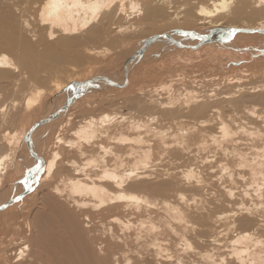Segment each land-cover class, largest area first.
<instances>
[{"label": "bare ground", "instance_id": "6f19581e", "mask_svg": "<svg viewBox=\"0 0 264 264\" xmlns=\"http://www.w3.org/2000/svg\"><path fill=\"white\" fill-rule=\"evenodd\" d=\"M251 18L256 21L248 24L246 20ZM238 21L242 24L236 25ZM163 25L178 28L180 25L182 29L174 27L177 30L166 32L169 27L162 28ZM215 28L223 30L224 34L215 31L212 38L224 39L227 35L232 38V34L234 37L264 35V0H0V132L5 133L0 136V150L8 147L10 132L4 128L14 122L19 107L26 102V106L32 108L45 90H50L43 86L63 78L64 66L72 65L71 62L80 65L84 59L93 60L110 52L112 48H106L108 45H125L133 36L145 37L140 46L147 47L142 59L153 46L162 44L160 40L167 41V45L169 42L176 51L194 54L201 48L222 44L195 47ZM162 29H166L165 32H156ZM156 35H166L169 40L157 38L150 42ZM180 35L190 41L184 43ZM98 43L106 47H99ZM105 75L96 74L116 82ZM229 82L234 84L235 91L220 95L206 92L209 96L204 93L205 96L184 90L187 95L183 98L176 94L164 100L151 96L142 100L145 96H135L142 100L132 98L138 101L136 106L150 112L140 120L116 110L95 116L85 109L86 112L82 111L85 115L94 116L85 117L81 113L85 118L77 124L75 111L71 113L69 109L76 106L79 98L67 109L63 106L75 88L69 86L79 82L67 81L62 87L54 86L53 101L64 98L65 101L52 102L55 108L40 121L51 120L53 115L56 119L37 126L21 142V146H25L23 154L32 161L21 162L23 171L18 169L21 166L12 165L19 174L10 182L12 194L0 202V206L9 200L15 202L3 210L5 212L22 200L16 197L33 186L22 185L26 180L29 184V178L33 177L31 168L36 165L40 180L23 199L32 198L33 208L30 214L20 216L30 221L28 231L32 230L35 236L32 235V241L28 237L16 247L12 242L3 244L0 264H264V84L248 87L246 91L238 78ZM86 102V106L96 105ZM109 104L105 106L109 108ZM223 107H230L249 129L242 123L236 124L235 120L227 122L229 119L225 120L222 115ZM238 108L243 110L242 115L236 111ZM168 117L173 126L159 128V121ZM183 118L190 119L191 124L179 122ZM54 125L66 128L70 138L67 135L54 137L59 150H53L44 161L34 159L32 154L40 156L31 146L36 132ZM124 126L131 135L122 132ZM114 128L118 129L113 132ZM44 132L46 135L47 131ZM148 134L154 138L149 140ZM241 135L247 149H237L242 143V139L237 141ZM195 138L201 140L195 142ZM200 151L206 153V157H200L197 164ZM64 153L69 155L66 162L62 158ZM7 157L0 155V177L5 172L3 165ZM167 159H183L188 166L178 171L167 167L159 170L160 163ZM215 165L218 170L214 169ZM61 170L68 176L62 177L67 173L60 176ZM207 170L208 173H204ZM26 171L29 177L18 183ZM240 182L245 183L243 187H238ZM217 186L226 199L233 200L235 191L240 190L243 199L252 202L254 196L258 206L251 204L249 206H254L251 208L241 201L235 209L218 214L210 208L197 207L198 200L203 195H212L211 190ZM185 191L191 193L189 200ZM226 219L230 220L227 224ZM92 222H96L100 230L95 227L93 230ZM230 230L236 233L234 237L226 241L218 239L220 235L227 236ZM97 235L102 237L95 241ZM170 235L177 240L171 242ZM110 246L117 251L109 253Z\"/></svg>", "mask_w": 264, "mask_h": 264}, {"label": "rangeland", "instance_id": "374dc122", "mask_svg": "<svg viewBox=\"0 0 264 264\" xmlns=\"http://www.w3.org/2000/svg\"><path fill=\"white\" fill-rule=\"evenodd\" d=\"M176 3L179 4L180 2H176ZM191 5H192V3H191ZM174 6H176V4ZM255 21H256V19H254V18L246 20V22H248V24H253V23H255ZM240 24H242V21L236 22V25H240ZM161 27L163 28L164 25ZM166 27L168 28L169 26L165 25L164 28H166ZM174 27L175 28L177 27V29H179V28L182 29L180 27V25H179V28L177 25H175V26L169 27L168 28L169 30L168 29L167 30L162 29V30H159L156 32H165V30H166V32H171L172 30H177ZM158 28H160V26ZM156 29H157V27H156ZM148 34L150 35V33H148ZM180 36H181L180 37L181 40L184 43L190 41V39L188 37L182 36V35H180ZM133 37H135V38H133ZM133 37H131V39L129 41H127V43H125V45L124 44L123 45H117L116 44L114 46V44L113 45L110 44V45H108L109 47L108 46L106 47L105 44H108L107 42L106 43L104 42L105 44H102L103 42L98 43L99 47H106L109 49L112 48V50L108 53L106 52V53L100 54L99 56H97L98 59H97V57L93 58V60L84 59V61L83 60L81 61L82 63H80V65L75 64L74 62H71V56H70L69 57V63L71 62L72 65L69 64L68 67L64 66V68L66 70V74L63 76V78H60L59 80L55 79L54 84L47 83L50 86L47 84L45 86L42 85L43 88L47 87V88H50V90H45V92L43 94L44 96L42 95V97L36 102V104L32 108H28L26 106V102H25V105L19 107L20 111H19L18 115H16L14 117V120H13L14 122L10 123L8 127L4 128L8 132H10V136H9V141L7 143L8 144L7 149L5 151L0 150V155H2V154L8 155V157L4 161V165H3L5 172L0 177V196H1L0 202H2V200L4 201V198L6 199L7 197H9V194L11 193V192H9L10 182L12 180L13 181L16 180L15 179V178H17L16 175L19 174L20 169H21V171H23L22 170L23 165L21 164V162L25 161V160H31V158L29 156L23 154L25 152V146H23V147L21 146V142H24L26 137L29 135V129L34 124L39 122L40 119L48 116L52 112V109L55 108L54 104L52 105V102L55 103V102L61 101L60 103H62L63 101H65V98L61 99V100L53 101L56 97V96H54L56 94H55L53 87L56 85H60L62 87V84L64 86L67 81L81 82L85 79L92 78L93 76H96V74L97 75H105V73L107 74L105 76H109L111 78H114L117 83H119V84L124 83L123 68H122L123 67V61L127 55H129L133 52L139 51V48H140V46L143 43L144 38H145V37H139V36H133ZM136 43H138V44H136ZM159 43H162V44L159 46H153V48H151L149 50L148 53L150 55L148 53L146 54L147 59L148 58L149 59L154 58V59H152V60L148 59L147 60L146 57H143V59L141 57H139L136 60H132L129 63V65H128L129 85L127 87H125L124 89H118V90H115V88H111L110 90L105 89V90H101L102 92H99V94H98L97 90H93V92H89L90 95L89 94H88V96L84 95L81 98H79L76 106L74 105L73 107H71L69 109V111L71 113L73 111H75L73 113V114H75L74 117H76V115L78 117V118L76 117L74 119L75 124H77L76 122H80L85 117L94 116V115L97 116L103 112L112 113V110H113V112L116 110L115 111L116 113H119V114L121 113L122 115H125L126 117H128V115L131 116V114H132L131 118L133 117L135 120H140V118L143 119V118H145L146 115H149L150 112H149V110L145 111L146 109L139 108L136 105H137L138 101L141 100L138 98H142L144 96L145 97L142 98V100H147L146 97L148 98L150 96L156 100L159 99L160 97L162 98V100H164L165 98L169 97L171 94H172V96L177 95V96L183 98L185 95H187V92H186V94H184L185 93L184 90L188 91V92L190 90V92H195V93L197 91V93H199V95H201L202 93L203 94L205 93L206 95L208 93L220 95L219 93L224 94L227 92H234L235 88L234 89L232 88L234 86V84L232 82H229V81L233 80V82H234L237 78L239 79V81H241L240 83L243 86H245L246 91L248 89H250L248 87H253V86L260 85V84L261 85L264 84V59H263L264 58V35H251V34H244L243 35L242 34L238 37H233V39L231 41L224 42L222 44H218V45H214V46L210 45L209 46L210 48L208 46L206 48H201L198 52H196L194 54H193V52L192 53H186V52L176 51L172 48L173 46H171L169 42L167 45V41L165 42L164 40H160ZM162 45H163V48L161 49L160 47H162ZM94 46H95V44H94ZM116 46L118 47L117 50H116V48H117ZM114 47H116V48H114ZM113 49H115L114 52H113ZM125 49H126V51H125ZM133 49L134 50L136 49V50L134 51ZM169 49H171V51H169ZM154 51H155V53H151ZM117 53H119V54H117ZM107 54H110V55H107ZM152 55H155V56L150 57ZM254 55L256 57L259 56L261 58L255 57L256 59H258V60H256L254 58ZM105 57H107V58H105ZM134 63H136V64L132 65ZM76 65H77V67H76ZM129 67H130V69H129ZM129 71H131V72H129ZM175 74L178 76H176ZM168 75H170V76H168ZM172 75H174L175 77L174 76L172 77ZM121 77L123 79H120ZM121 80H123V81H121ZM40 86L41 85H38L37 87L41 88L42 86L41 87ZM211 91L213 93H211ZM206 92H208V93H206ZM70 93H71V91H69V94ZM182 94H184V95H182ZM141 95H143V96L141 97ZM204 95H202V96H204ZM52 96L54 98H52ZM135 96L136 97L138 96V98H136ZM207 96H209V95H207ZM70 97H71V94L69 95V99H70ZM132 98L136 99V100L138 99L137 103L135 102L136 100H133ZM113 99H115V100H113ZM86 100L89 103L95 102L96 105L97 104L98 105L97 106L96 105L95 106L94 105L86 106L85 105V103H87ZM121 100L122 101L124 100L123 101L124 106L120 105V104H122ZM112 101L114 104L116 103V105H114L113 103L111 104ZM117 101L118 102L120 101L119 104H117L118 103ZM133 101L135 102V104L133 103ZM106 103L107 104L110 103L112 108L110 107V104H109L110 109L108 107H106V106H108ZM132 103H133V105H132ZM129 104H131V106ZM91 106H92V108H91ZM95 107L99 108L100 112H99V109H96ZM137 107L139 109H137ZM89 108L91 109V111ZM85 109H86V111H88L87 112L88 114L93 113L94 115L93 114L92 115L91 114L85 115V113H84V112H86V111H84ZM93 109L95 111H93ZM118 109H120V110L122 109V110L119 112ZM136 109L140 110V112L136 111ZM223 109H222L223 117L225 118V120L229 119L227 122L230 121V123H233V120H235L236 124L242 123L245 125V123L243 121L238 120L239 117H236L232 113V109L230 107H228V108L223 107ZM101 110H105V111H101ZM82 111H84V112H82ZM236 111L239 112V115L243 114V110L241 108L236 109ZM45 113H46V115H45ZM81 113L84 114L85 117ZM78 115H81L82 118H80V116H78ZM194 117L195 116H192V117L188 116V118H192V119ZM188 118H183V120L180 119L181 121L179 120V122H182L184 125L191 124V120ZM199 118H200V116L195 117V119H199ZM60 121H63V119ZM124 125H127V124H124ZM157 125L159 128L161 126L165 128V127H168V125L173 126V121L170 117H168V118H165L164 120H160L159 124H157ZM157 125L154 127H157ZM126 127L127 126L122 127V132L125 134L127 132L128 135H131L128 133V130L125 129ZM245 127L247 129H249L248 126L245 125ZM49 128H50V130H49ZM54 129H57L56 130L57 132ZM63 129H65V130H63ZM63 129H61V127L60 128L57 126L55 127V125H54L52 127L51 126L47 127L46 130L41 128L37 131L38 133L36 132V136H35L36 138L34 140L35 142L33 145L31 144V146H33V148L38 152V154L40 155L39 158H41V160L44 161L46 159L45 157H47V156L49 157L50 153L53 150H55V151L59 150L58 144L55 143L56 138L58 136L66 137V135H67V138H70L68 130L66 128H63ZM117 129L118 128H116V129L114 128L112 131L115 132ZM51 130L53 131V133ZM59 130H61V131L59 132ZM42 131L44 134L42 133ZM44 131H47L46 135H45L46 132H44ZM62 131H63V134H62ZM66 132H68V133H66ZM3 133L4 132L1 131L0 136H2ZM39 133L43 137L38 135ZM49 133L52 134L51 137H50ZM37 135L41 138L38 139L39 137ZM21 137H23L22 138L23 140L20 139ZM54 137H56V138H54ZM148 138H149V140H152L154 137L152 136V134H150V135L148 134ZM239 139H242V143H240L238 145L237 149H239V150L247 149V148H245L246 142H244L242 135L238 136L237 141ZM36 140L37 141L39 140L38 141L39 143ZM41 140L43 141L42 143H41ZM199 140H201V139L195 138V142L199 141ZM204 140H206V139H204ZM104 144L107 145L109 143L104 142ZM22 145H23V143H22ZM89 150L92 151V149H89ZM63 155H64V157H62L63 161L66 162V160L69 159V155L67 153H64ZM200 157H202V158L206 157V153L200 151L199 159L196 162L197 164H199V162L201 160ZM77 160L79 162H81L80 159L77 158ZM171 160H173L174 162L170 161L169 159L163 161V163L161 162L160 163L161 166H159V168L160 167L161 168L159 170H162V171L166 170L165 168L167 167V169H169V168H171V170L177 169L176 171H178V170L185 169L188 166V164H184L183 159H179L178 161H176L174 159H171ZM168 161H170V163ZM175 161L178 163H176ZM18 162L20 163V165ZM172 163H174V164H172ZM13 164H14V167H15V165L21 166V167H18L19 171H17L18 169L16 171L13 170L14 169V167L12 166ZM168 165H170V167H168ZM175 166H176V168H175ZM217 167L215 165L214 169L218 170ZM63 173H67V172H64V170H61L60 176H62ZM204 173H208V170ZM63 175L64 176H62V177H66V176H68V173L63 174ZM30 176H31V174H30ZM29 180H30L29 184H26L28 182V180H26L27 182L24 183L22 186L28 188L29 186L34 184V182H33L34 176L30 177ZM244 184L245 183L242 184V182H240L238 184V187H240V186L243 187ZM224 185L228 186L229 184L225 183ZM217 187H213L214 190L213 189L211 190L212 195H211V193H209L208 195H203L202 197H204L205 199L201 197L200 200H198L199 204L197 203V207L201 206L200 208H202V207L203 208H210L215 214L216 213L218 214L220 212H225L227 210L229 211V210L235 209V207L241 201H243L244 204H246V206H248V207H251V206H249L251 204H256V206H258V201L254 200L255 199L254 196H252L251 199L253 201L251 202L249 199H245V198L243 199V197L241 196L240 190H236L235 191L236 193L234 195L233 200H230L228 198L226 199V196H223L224 193L222 192L223 190L221 189V187H218L219 189ZM20 188H21V186H20ZM5 193H7L6 194L7 196L4 195ZM29 193L30 192H28L26 195H28ZM184 193L186 195V198H188V200H189L191 198V196H190L191 193H189L187 191H185ZM213 194H214V196H213ZM210 196H211V198H210ZM27 198L28 197L25 198L26 200H23L24 199V196H23L22 200H19V202L17 204H15V206L7 209L5 212H3V211L0 212V247L3 244L8 243V242H10V243L12 242L11 245L13 246V244H14V247H16V246H18V244H21V242L23 243L28 237L31 238V239H29V238L28 239L32 241V239H33L32 235L35 236L32 230L28 231L30 229V221L22 220V218L20 219V216H24V215H26V213L30 214L32 211L34 201L32 200V198H29V200ZM233 201H234V204H233ZM210 202H211V204H210ZM252 207H254V206L252 205ZM21 213H23V214H21ZM73 213L76 214L75 212H73ZM80 221L82 222V218L79 219V222ZM193 221H194L195 225H197L198 221L196 219ZM226 221H227L226 222V224H227L230 220L226 219ZM93 222L91 223V225L89 224L91 227H93L92 229L94 230L96 228V229L100 230V228L97 227V223L96 222L93 223ZM14 224H16V225H14ZM82 225H83V227H85V224H82ZM221 229H223V228H221ZM93 230H92V232H93ZM233 231L234 230L228 231L227 236L225 234H223V236L220 235L218 237V239L222 240V241H226L227 238H231L232 236L234 237L236 233H234ZM29 232H30V234H29ZM94 237H95V241H96L97 239H101L102 235H97ZM174 237H172V235H170L169 239L171 242L177 240V238L175 237V239H174ZM192 237H193V235H192ZM48 238H49V235L47 236V239ZM204 239H206V237H204ZM114 249H115L114 247L110 246L108 248V252L110 253V252L117 251L116 249L115 250Z\"/></svg>", "mask_w": 264, "mask_h": 264}, {"label": "water", "instance_id": "95a60500", "mask_svg": "<svg viewBox=\"0 0 264 264\" xmlns=\"http://www.w3.org/2000/svg\"><path fill=\"white\" fill-rule=\"evenodd\" d=\"M215 31L219 34H224L223 30L221 31L219 28H215L213 30H210L209 33L207 34L208 36H206L200 43L198 46H195V47H199V46H202V45H205V44H214V43H224V42H228V41H231L234 37V34H232V38L227 35V33L225 32V34L227 35L226 38L222 39V38H219V37H214L212 38V35L215 33ZM157 38L159 39H168V36L166 35H156V36H152L151 37V41L150 42H155V40H157ZM169 40V39H168ZM148 46V45H147ZM178 47V46H177ZM145 48H147L145 45L142 46L138 52H134L132 54H130L125 60H124V63H123V77H124V83L122 84H118L117 82L115 81H112L111 79L107 78V77H104V76H95L93 78H90L88 80H85L84 82H79V83H73L71 84L69 87H71L73 89L72 86H75V88L73 89L72 93H71V97L70 99L68 100V102L66 104H64L63 106V109H67L70 105H72L77 98H81L82 96H84L85 94H88L89 92H93V90H104L106 87H113L115 89H124L125 87H127L129 85V77H128V65L129 63L134 60V59H137L139 57H141V55L144 53L145 51ZM70 88V89H71ZM88 92V93H87ZM58 114V112H57ZM57 116L53 115V118L51 120L49 119H45V120H41L40 122H38L37 124H35L30 130H29V134H31V132H33V130L39 126V125H43L45 123H48V122H51L52 120H55ZM26 145L27 147L30 146V141L27 140L26 142ZM32 157L36 160H41V158H38L37 156L33 155L32 154ZM31 171L33 173V176H34V184L33 186H31L30 189H28V191L31 189H33L39 182L40 180V170L37 168L36 165H34L32 168H31ZM29 177V173L28 171H26L24 173V178L23 179H20L18 181L19 182H22L23 180H25L26 178ZM28 191L26 190L25 192L19 194L17 197H16V200H19L21 197L25 196ZM15 202H13V200H9L7 202L6 205H2L0 206V212L5 210L7 207L11 206L12 204H14Z\"/></svg>", "mask_w": 264, "mask_h": 264}]
</instances>
